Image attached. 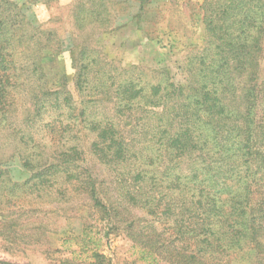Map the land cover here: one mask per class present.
<instances>
[{"label":"trees","instance_id":"obj_1","mask_svg":"<svg viewBox=\"0 0 264 264\" xmlns=\"http://www.w3.org/2000/svg\"><path fill=\"white\" fill-rule=\"evenodd\" d=\"M201 10L206 46L188 59L183 83L167 70L154 81L134 68L119 74L95 55L85 57L96 50L83 48L80 66L74 59L76 85L94 99L80 116L95 137L90 154L111 178L102 181L76 146L47 162L40 152H30L40 150L31 145L33 136L22 134L24 166L35 172L24 186L32 180L43 190L61 179L80 186L101 219L112 216L124 224L150 263L233 264L232 256L264 263V0H205ZM4 24L13 25L0 17V27ZM15 40L9 32L0 34L5 124L11 87L20 80L13 64ZM41 88L32 99V115L22 122L31 130L37 115L55 104L71 113L74 108L65 87L55 93ZM99 105L108 111L98 112ZM5 175L0 171V209L21 188ZM130 210L144 217L128 219ZM0 217L3 237L12 220ZM91 260L103 264L106 258L94 252Z\"/></svg>","mask_w":264,"mask_h":264},{"label":"rangeland","instance_id":"obj_2","mask_svg":"<svg viewBox=\"0 0 264 264\" xmlns=\"http://www.w3.org/2000/svg\"><path fill=\"white\" fill-rule=\"evenodd\" d=\"M5 1L14 5L9 6ZM204 2L0 0V17L4 23L9 19L13 24L0 27V34L9 32L16 38L11 48L15 75L20 78L11 87L10 100L13 101L9 103V123L0 119V171L6 172L5 178L10 179V183L21 186L16 197L6 199L0 209V215L12 220L5 235L0 237V261L59 264L71 260L91 264L92 254L98 252L106 258L103 264H167L144 261L141 251L127 237L124 224L112 216L101 219L80 186H70L64 179L43 190L33 187L32 180L24 186L35 172L24 166L25 146L21 136L32 135L34 143L31 145L40 146V150L31 147L30 152H40L47 162L78 147L99 178L108 181L111 178L108 170L99 165L89 151L95 137L84 130L80 113L94 98L77 87L74 59L80 66L81 50L87 47L96 51L85 57L95 55L108 64L107 69L121 71L119 74L125 75L124 69L134 68L145 80L154 81L167 70L177 84L183 83L188 59L206 46L201 10ZM21 19L27 23L23 29ZM22 35L34 39L21 42L18 38ZM262 67L264 70V59ZM42 85L50 93L65 87L73 97L74 108L71 113L64 106L58 109L55 104L41 116L37 115L31 130L22 122L32 115V99L43 89ZM99 108L98 112L108 111L106 106L99 105ZM109 193L112 195L114 191ZM125 215L128 219L144 217L136 210L127 211ZM243 258L232 256L231 261L233 264H264Z\"/></svg>","mask_w":264,"mask_h":264}]
</instances>
